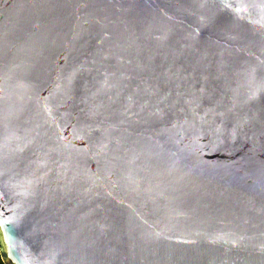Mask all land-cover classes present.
<instances>
[{
  "label": "water",
  "instance_id": "water-1",
  "mask_svg": "<svg viewBox=\"0 0 264 264\" xmlns=\"http://www.w3.org/2000/svg\"><path fill=\"white\" fill-rule=\"evenodd\" d=\"M3 264H264V0H0Z\"/></svg>",
  "mask_w": 264,
  "mask_h": 264
},
{
  "label": "flooded vegetation",
  "instance_id": "flooded-vegetation-1",
  "mask_svg": "<svg viewBox=\"0 0 264 264\" xmlns=\"http://www.w3.org/2000/svg\"><path fill=\"white\" fill-rule=\"evenodd\" d=\"M0 262H2V261H1V258H0Z\"/></svg>",
  "mask_w": 264,
  "mask_h": 264
},
{
  "label": "trees",
  "instance_id": "trees-1",
  "mask_svg": "<svg viewBox=\"0 0 264 264\" xmlns=\"http://www.w3.org/2000/svg\"><path fill=\"white\" fill-rule=\"evenodd\" d=\"M0 264H3L2 262H0Z\"/></svg>",
  "mask_w": 264,
  "mask_h": 264
}]
</instances>
